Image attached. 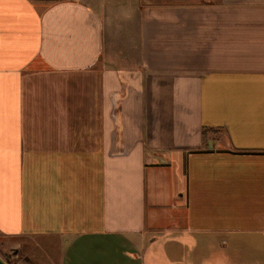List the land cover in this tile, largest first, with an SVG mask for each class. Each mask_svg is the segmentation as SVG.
<instances>
[{"label":"crops","instance_id":"1","mask_svg":"<svg viewBox=\"0 0 264 264\" xmlns=\"http://www.w3.org/2000/svg\"><path fill=\"white\" fill-rule=\"evenodd\" d=\"M0 236L264 264V0H0Z\"/></svg>","mask_w":264,"mask_h":264},{"label":"rangeland","instance_id":"2","mask_svg":"<svg viewBox=\"0 0 264 264\" xmlns=\"http://www.w3.org/2000/svg\"><path fill=\"white\" fill-rule=\"evenodd\" d=\"M15 245L16 244L0 236V256L6 262H8L9 264H40V251L37 248L33 249L32 255L29 256L24 252L21 245ZM32 256L34 259L31 258Z\"/></svg>","mask_w":264,"mask_h":264},{"label":"water","instance_id":"3","mask_svg":"<svg viewBox=\"0 0 264 264\" xmlns=\"http://www.w3.org/2000/svg\"><path fill=\"white\" fill-rule=\"evenodd\" d=\"M0 264H9V263L6 262V261L0 256Z\"/></svg>","mask_w":264,"mask_h":264}]
</instances>
